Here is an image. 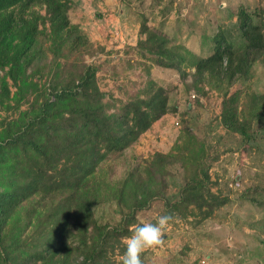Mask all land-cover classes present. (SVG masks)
I'll list each match as a JSON object with an SVG mask.
<instances>
[{"label": "trees", "instance_id": "obj_1", "mask_svg": "<svg viewBox=\"0 0 264 264\" xmlns=\"http://www.w3.org/2000/svg\"><path fill=\"white\" fill-rule=\"evenodd\" d=\"M71 7L72 0H0V108L13 113L0 119V264H96L105 248L125 247L123 238L141 224L139 214L156 202L198 224L230 202L213 191L211 168L219 155L187 125L170 151H157L121 180L110 181L107 162L178 107L150 77L128 81L137 89L125 88L124 98L102 91L99 72L115 82L120 72L110 61L86 62V55L104 48L96 50L71 23ZM233 15L244 43L235 44L220 30L212 53L196 61L187 87L221 91V125L248 143L255 122L264 120V94L232 88L250 81L254 66L264 61V10L242 4ZM147 23L144 17V38L128 47L121 70L149 74L157 66L185 79L184 57ZM176 166L183 184L170 198L168 178ZM251 191L264 194V187ZM101 205L116 207L114 223L98 217Z\"/></svg>", "mask_w": 264, "mask_h": 264}, {"label": "rangeland", "instance_id": "obj_2", "mask_svg": "<svg viewBox=\"0 0 264 264\" xmlns=\"http://www.w3.org/2000/svg\"><path fill=\"white\" fill-rule=\"evenodd\" d=\"M242 4L264 10V0H72L71 23L82 30L96 50L104 48V52L94 56L86 55V62L110 61L120 72L116 82L109 74L99 72L102 91L124 98L125 88L130 92L137 89L128 81L144 82L150 77L157 85L168 89L171 104L178 107L177 113L167 114L155 122L123 155L107 162L105 168L110 181L121 180L155 152L170 151L184 125L205 141L211 153L219 155L211 168L213 191L228 196L230 202L208 214L211 216L200 224L192 217L186 219L170 213L160 201L141 212L138 216L141 224L155 223L159 216L166 214L174 217L163 232V244L142 253L141 258L147 264H264V206L251 202L249 197L252 196L241 197L247 192L264 204V194L251 191L257 186L264 187V120L255 122L254 140L244 143L240 136L228 133L220 123L221 91L205 86L204 92H198L187 87L196 61L212 53V39L220 30L235 44L244 43L233 15ZM40 12L45 14L43 9ZM144 17L148 26L165 34L169 46L186 60L183 70L188 76L185 79L175 69L157 66L149 74L140 72L139 68L121 70L123 63L120 62L126 61L128 47L136 46L138 40L144 38L139 34ZM120 84L122 91L116 86ZM237 89L264 94V61L254 66L250 81L235 84L232 91ZM11 91H16L12 85ZM244 97L242 94L240 101ZM12 114L0 108V119ZM182 180L179 166L173 167L167 196L176 195ZM103 205L97 209L98 217L104 216L106 221L114 223L119 217L116 207ZM103 208L106 209L104 214ZM107 249L101 251L96 264H120L125 247Z\"/></svg>", "mask_w": 264, "mask_h": 264}, {"label": "clouds", "instance_id": "obj_3", "mask_svg": "<svg viewBox=\"0 0 264 264\" xmlns=\"http://www.w3.org/2000/svg\"><path fill=\"white\" fill-rule=\"evenodd\" d=\"M173 219L172 214H166L159 216L155 223L133 225L131 235L123 238L125 251L120 257V264H143L142 253L163 244V232Z\"/></svg>", "mask_w": 264, "mask_h": 264}, {"label": "crops", "instance_id": "obj_4", "mask_svg": "<svg viewBox=\"0 0 264 264\" xmlns=\"http://www.w3.org/2000/svg\"><path fill=\"white\" fill-rule=\"evenodd\" d=\"M168 116V115H167ZM167 116H165V117H167Z\"/></svg>", "mask_w": 264, "mask_h": 264}]
</instances>
